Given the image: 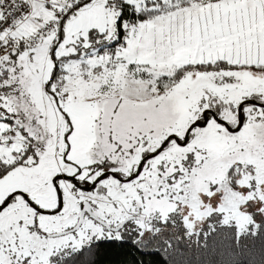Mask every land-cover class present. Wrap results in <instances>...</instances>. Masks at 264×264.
I'll return each mask as SVG.
<instances>
[{"label":"snow or ice","instance_id":"obj_1","mask_svg":"<svg viewBox=\"0 0 264 264\" xmlns=\"http://www.w3.org/2000/svg\"><path fill=\"white\" fill-rule=\"evenodd\" d=\"M0 264H264V0H0Z\"/></svg>","mask_w":264,"mask_h":264}]
</instances>
